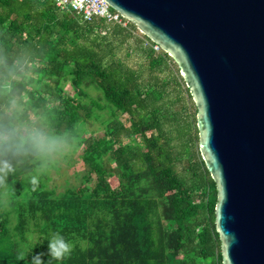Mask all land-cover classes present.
I'll list each match as a JSON object with an SVG mask.
<instances>
[{"label": "trees", "instance_id": "16d2710c", "mask_svg": "<svg viewBox=\"0 0 264 264\" xmlns=\"http://www.w3.org/2000/svg\"><path fill=\"white\" fill-rule=\"evenodd\" d=\"M130 39L144 58L138 68L116 55L115 42ZM153 45L129 20L0 0V132L13 116L44 127L82 167L80 182L57 192L50 156L0 149L12 169L0 176V264H33L37 253L46 264H223L197 109L177 63ZM103 109L102 131L92 130ZM54 233L71 246L59 261L47 256Z\"/></svg>", "mask_w": 264, "mask_h": 264}, {"label": "water", "instance_id": "95a60500", "mask_svg": "<svg viewBox=\"0 0 264 264\" xmlns=\"http://www.w3.org/2000/svg\"><path fill=\"white\" fill-rule=\"evenodd\" d=\"M167 52L195 103L223 264H264V0H107Z\"/></svg>", "mask_w": 264, "mask_h": 264}, {"label": "clouds", "instance_id": "9594fccd", "mask_svg": "<svg viewBox=\"0 0 264 264\" xmlns=\"http://www.w3.org/2000/svg\"><path fill=\"white\" fill-rule=\"evenodd\" d=\"M15 116L0 132V149H7L15 155L32 154L35 156H55L68 147L67 140L44 127L28 124H16ZM12 171L10 165L0 157V176H7ZM35 184V180H33ZM71 252V246L59 233H54L47 242V256L62 260ZM44 253L33 256V264H46L42 259Z\"/></svg>", "mask_w": 264, "mask_h": 264}, {"label": "rangeland", "instance_id": "374dc122", "mask_svg": "<svg viewBox=\"0 0 264 264\" xmlns=\"http://www.w3.org/2000/svg\"><path fill=\"white\" fill-rule=\"evenodd\" d=\"M138 31H135V34ZM148 42V41H147ZM144 43V46L148 43ZM116 46V55L121 58L127 65L138 68L142 65L144 62V58L142 56L141 51L136 47L134 49V40L130 39L129 42L120 43L117 41L115 42ZM131 51V52H130ZM128 52H130L128 55ZM91 95L94 97L97 96V93L95 91H90ZM101 104H104L103 101H100ZM194 113V110H192ZM99 113L102 114V117L98 120H92L91 129L102 131L103 123L102 120L107 118L108 111L107 109H103L99 111ZM194 116L191 117V120H193ZM123 121L127 124L129 123L128 117L125 115L122 117ZM79 152H73L70 147H67L64 152L55 155L50 156V159L53 161L52 165L48 166L47 174L49 176V179L47 180V184L49 188H54L57 192L63 191L66 187L71 185H76L80 182L82 167L81 162L78 157ZM1 157V156H0ZM183 166L180 165V171ZM6 185V183H5ZM5 197V200H9V195L7 193L6 187L3 190ZM7 207H9V203L7 204ZM15 220L13 219V223ZM29 239H31L32 242H39L40 239L37 236V233L31 232L29 234Z\"/></svg>", "mask_w": 264, "mask_h": 264}, {"label": "built area", "instance_id": "2783aa9c", "mask_svg": "<svg viewBox=\"0 0 264 264\" xmlns=\"http://www.w3.org/2000/svg\"><path fill=\"white\" fill-rule=\"evenodd\" d=\"M62 10L69 9L79 14L84 21H92L95 18H104L108 23L126 25L128 20L120 12L113 9L107 0H54ZM154 49L159 50L156 43Z\"/></svg>", "mask_w": 264, "mask_h": 264}]
</instances>
